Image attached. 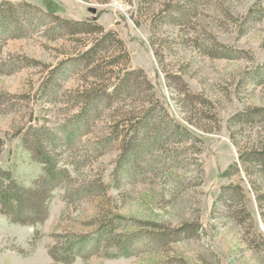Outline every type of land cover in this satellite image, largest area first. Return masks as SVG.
<instances>
[{"label": "rangeland", "instance_id": "rangeland-1", "mask_svg": "<svg viewBox=\"0 0 264 264\" xmlns=\"http://www.w3.org/2000/svg\"><path fill=\"white\" fill-rule=\"evenodd\" d=\"M0 3L52 9L72 20L96 18L117 32L129 54L115 65L120 52L111 46L95 62L82 61L55 98L42 89L52 69L87 50L94 36L54 39L49 23L28 25L24 36L3 34L0 166L26 185L42 165L24 150L22 133L31 125L59 129L79 109L76 89L100 79L111 91L119 75L136 71L129 76L135 86L129 96L105 97L90 132L75 145L57 148L69 176L54 190L47 218L14 223L0 211V264H264V176L239 158L262 147L264 122H231L240 111L264 108V0ZM17 17L26 19L22 13ZM152 107L187 128L189 138H170L149 150L138 168H123V137ZM104 137L111 139L96 153L95 142ZM234 163L239 170L222 177ZM229 183L242 189L240 203L220 199ZM106 221L126 237L139 235L140 241L121 240L132 255L114 256L124 249L102 244L70 262L53 259L51 248L62 254L69 239L92 236ZM186 223L198 225L197 234L168 244L151 242L153 231Z\"/></svg>", "mask_w": 264, "mask_h": 264}, {"label": "trees", "instance_id": "trees-1", "mask_svg": "<svg viewBox=\"0 0 264 264\" xmlns=\"http://www.w3.org/2000/svg\"><path fill=\"white\" fill-rule=\"evenodd\" d=\"M258 10H262V7ZM17 13L25 14L26 19H23L22 22V19L17 17ZM3 15L5 19H3ZM48 23L50 27L47 31L54 39L64 37L67 34L74 38L76 36V41H83L86 38L83 36L84 34L94 37L92 45L87 50L66 59L52 69L42 87L44 94L50 93L57 98L58 90L69 77L68 74L73 72L84 60L88 63L95 62V56L99 52H111V46H115L120 52L114 57L113 63H120L123 57L127 60L129 58L124 41L117 35V32L111 29L107 30L97 22L96 18L94 20H72L59 16L52 9L43 11L42 9L36 10L29 5L26 9L25 5L12 6L8 3H0V38L3 34H11L15 37L24 36L29 29L28 25L38 26ZM135 72L129 71L123 76L119 75L111 91H109L107 84L100 79L76 89L73 96L77 100L79 109L59 129H52V127L49 129L45 125H31L22 133L21 139L24 150L31 154L34 161L42 165V170L34 178L31 185H26L15 177L11 169L0 166V211L12 222L36 224L47 218L54 190L63 185L69 176L67 167L59 164L57 148L62 145H75L81 135L90 132L91 126L100 116L101 110L99 108L105 102V97L129 96L135 89L129 76ZM140 72L143 73L142 70ZM146 81L152 86L147 78ZM157 116L155 107L150 108L144 117L134 121L135 124L131 125L129 134L124 135L123 168L128 169L130 166L138 168L139 160L149 153V150L161 146L170 138L185 140L189 136L187 128L181 124L174 123L171 118L165 115L158 116L159 118ZM243 121L264 122V108L245 109L235 114L231 119L234 125ZM110 139L111 137H104L95 142V152L102 153L101 150L108 145ZM239 158L245 167L246 165L254 166L255 171L264 176V144L262 147L249 148L248 151L241 153ZM238 170L239 163L231 164L222 172V177L230 178ZM242 198V189L231 183L223 187L220 196V199L227 204L240 203ZM241 212L243 213L245 210H240ZM245 216L248 218L250 215L244 213ZM117 226L113 221H106L92 236L81 235L75 240L69 239L62 254L55 248H51V256L57 261L70 262L79 255H86L90 249L92 252L93 249L102 244H112L114 247H118L120 252L124 249L123 253L114 256L132 255L133 250L126 251L128 245H124L126 246L124 247L122 243L125 241L122 242L121 240L140 241L139 235L133 233L126 237L124 233L117 232ZM198 230V225L194 223H186L180 227H168L158 232L153 231L151 242L154 244L177 242L194 236Z\"/></svg>", "mask_w": 264, "mask_h": 264}]
</instances>
